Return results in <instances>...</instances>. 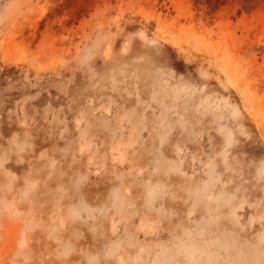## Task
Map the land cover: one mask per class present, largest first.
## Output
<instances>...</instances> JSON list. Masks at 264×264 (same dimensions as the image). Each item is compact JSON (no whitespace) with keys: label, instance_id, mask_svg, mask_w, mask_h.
Instances as JSON below:
<instances>
[{"label":"rangeland","instance_id":"obj_1","mask_svg":"<svg viewBox=\"0 0 264 264\" xmlns=\"http://www.w3.org/2000/svg\"><path fill=\"white\" fill-rule=\"evenodd\" d=\"M0 264H264V0H0Z\"/></svg>","mask_w":264,"mask_h":264}]
</instances>
